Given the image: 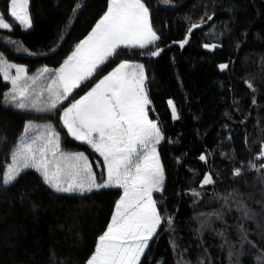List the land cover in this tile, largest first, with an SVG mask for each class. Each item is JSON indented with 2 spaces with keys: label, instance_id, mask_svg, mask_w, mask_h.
I'll list each match as a JSON object with an SVG mask.
<instances>
[{
  "label": "trees",
  "instance_id": "obj_1",
  "mask_svg": "<svg viewBox=\"0 0 264 264\" xmlns=\"http://www.w3.org/2000/svg\"><path fill=\"white\" fill-rule=\"evenodd\" d=\"M109 1L28 0L32 26L16 22L11 31L0 30V54L28 72L57 69ZM143 2L160 39L145 49L118 50L52 114L4 105L9 85L0 72V174L29 120H49L62 148L84 152L98 168L99 156L66 134L60 112L121 61L140 62L148 117L163 136L164 175L154 194L161 224L141 264H264V0ZM9 12L10 0H0L6 20ZM205 175L213 183L203 184ZM121 195V188L57 193L34 169L24 170L0 185V264H86Z\"/></svg>",
  "mask_w": 264,
  "mask_h": 264
},
{
  "label": "snow or ice",
  "instance_id": "obj_2",
  "mask_svg": "<svg viewBox=\"0 0 264 264\" xmlns=\"http://www.w3.org/2000/svg\"><path fill=\"white\" fill-rule=\"evenodd\" d=\"M27 6L28 0H10L7 20L0 14V30L11 31L16 22L25 29L30 28ZM80 6L77 4L76 8ZM159 39L151 27L149 9L143 0H110L106 13L93 31L58 70L59 75L47 89L45 101L37 97L30 104L25 103L28 89L19 84L25 78V68L9 63L3 54H0V72L4 79H11L13 94L10 99L17 108L52 114L74 90L84 86L106 62L119 55L118 50L145 49ZM185 43L187 40L180 46ZM160 51L162 49L153 51L151 55L158 56ZM219 67L224 70L227 65ZM12 68L16 75L10 77ZM145 79L142 64L121 61L83 97L70 102L60 112L59 119L66 134L89 145L103 157L106 180L97 183L84 153L67 154L61 150V134L52 124L30 142L18 145L19 150L11 153L12 162L0 174V185L8 186L24 170L31 168L57 193L84 194L109 187L123 189L111 222L98 237L94 254L87 264H141L149 241L161 224L152 193L162 191L163 186V169L155 147L163 137L146 111L150 101L144 90ZM5 99H9V94H5ZM41 103L43 106L38 107ZM169 104L173 118H178L175 105L172 101ZM31 127V122L26 124V131ZM260 155L264 156V146ZM239 174L236 170L235 175ZM202 183L211 184L213 179L205 175ZM168 223L171 224V218Z\"/></svg>",
  "mask_w": 264,
  "mask_h": 264
},
{
  "label": "rangeland",
  "instance_id": "obj_3",
  "mask_svg": "<svg viewBox=\"0 0 264 264\" xmlns=\"http://www.w3.org/2000/svg\"><path fill=\"white\" fill-rule=\"evenodd\" d=\"M27 12H28V6H27ZM92 32V31H91ZM90 35V34H89ZM88 35V36H89ZM87 36V37H88ZM86 37V38H87ZM86 38H84L83 40H85ZM82 40V41H83ZM81 43V42H80ZM80 43L78 44V46L80 45ZM77 46V47H78ZM77 47H76V49H77ZM213 48V45H209V47H208V49H212ZM76 49H75V51H76ZM155 57V56H154ZM8 61V60H7ZM9 63H11V64H15V65H17V66H22V67H24L25 68V78L23 79V80H21L20 82H19V84H20V87H27V89H28V92L26 93V95H27V100L25 101V103H31V101L33 100V99H36L37 97L39 98V100L41 101V102H43V101H45L46 99H47V97H48V92H47V89L50 87V86H52V81L56 78V76H58L59 75V71H57V69H48V71L47 72H45V71H43L45 68H41V69H37V70H35L34 72H28V70H27V68H26V66H24V65H20V64H16V63H13V62H11V61H8ZM129 63H135V64H142V63H140V62H131V61H128ZM143 65V64H142ZM61 68V67H60ZM47 69V68H46ZM114 70V69H113ZM112 70V71H113ZM111 71V72H112ZM111 72H109L107 75H109ZM1 74H2V77H3V80L6 82V83H8V85H9V87H8V89L5 91V93H4V100H3V103H4V105H6V106H10V107H12V108H15V109H19V108H17L16 106H15V102H13V101H11V99H10V97H11V95L13 94V91H12V84H11V79L9 78V79H4V76H3V73L1 72ZM16 75V70H15V68H12V69H10L9 70V76L11 77V76H15ZM107 75H105V76H107ZM144 75H145V77H146V71H145V68H144ZM104 76V77H105ZM103 77V78H104ZM103 78H101V79H103ZM146 80V79H145ZM98 83V82H97ZM94 87V86H93ZM91 90V89H90ZM89 90V91H90ZM144 90H145V81H144ZM9 94V99L8 100H6L5 99V94ZM145 93H146V90H145ZM146 95H147V93H146ZM84 96V95H83ZM83 96H81V97H83ZM80 97V98H81ZM79 98V99H80ZM148 98V97H147ZM79 99H77V100H79ZM64 102V101H63ZM149 105V104H148ZM148 105L146 106V111H147V108H148ZM43 106V103H41L40 105H38V107H42ZM19 110H21V111H26V112H33V113H37V114H44L45 112H39V111H36L35 109H31V108H26V109H19ZM29 122H31V125H32V127H31V129L30 130H28V131H26V129L24 128V130H23V133H22V136L20 137V139H19V141H18V143H17V145H16V150H19L18 148H17V146L18 145H21V144H23V143H28V142H30L31 141V139L33 138V137H35V136H37V135H39L40 133H42V132H45L46 131V129H47V126L49 125V124H51V122L49 121V120H46V121H36V120H29L26 124H28ZM26 126V125H25ZM163 137V136H162ZM161 141H162V139L160 140V142H159V144L161 143ZM159 144H156L155 145V147H156V151H157V153H158V156H159V151H158V146H159ZM61 150L62 151H68V152H72V153H78V152H75V151H69V150H65L64 148H62L61 147ZM79 153H84V152H79ZM84 155L87 157V155L84 153ZM87 159H88V163L90 164V165H92V167H93V163L89 160V158L87 157ZM103 160V157H101L100 158V160ZM99 160V161H100ZM159 161H160V158H159ZM12 162V161H11ZM10 162V163H11ZM9 163V164H10ZM161 164V163H160ZM29 169H31V168H29ZM27 170V169H26ZM5 171H6V169H5ZM97 178V177H96ZM97 183H99L98 182V180H97ZM156 193H159V192H153L152 193V198H153V200H155L154 199V194H156Z\"/></svg>",
  "mask_w": 264,
  "mask_h": 264
},
{
  "label": "crops",
  "instance_id": "obj_4",
  "mask_svg": "<svg viewBox=\"0 0 264 264\" xmlns=\"http://www.w3.org/2000/svg\"><path fill=\"white\" fill-rule=\"evenodd\" d=\"M109 3H110V1H109ZM109 7V6H108ZM101 20V19H100ZM99 20V21H100ZM98 21V22H99ZM97 22V23H98ZM19 23V22H18ZM96 23V24H97ZM96 26V25H95ZM95 26H94V28H95ZM24 28V27H23ZM93 28V29H94ZM28 29V28H27ZM93 29H92V31H93ZM91 33V32H90ZM89 33V34H90ZM78 46V45H77ZM76 46V47H77ZM76 49V48H75ZM75 52V50L67 57V59L65 60V61H67L68 60V58L73 54ZM65 61L61 64V66L60 67H62L63 65H64V63H65ZM60 67H58L57 68V71L60 69ZM86 94V93H85ZM84 94V95H85ZM75 102V101H74ZM74 102H72V103H74ZM71 137V136H70ZM77 141V140H76ZM78 142H81V141H78ZM81 143H83V142H81ZM63 152H65V153H67V154H72V152H68V151H63ZM76 152V151H75ZM79 153V152H78ZM98 156H99V158H101V156L99 155V153H97V152H95ZM101 165H103V167L101 166ZM92 166V165H91ZM97 166H98V168H94V166L92 167V171H93V173H95V175H96V179L98 180V182L100 183L101 182V179H104V180H106V178H107V169H106V165L104 164V162H103V160L101 159V162H100V164H97ZM99 176H103L102 178L101 177H99ZM109 188H115V187H109ZM103 189H106V188H103ZM93 190H97V189H93ZM99 190H101V189H99ZM65 194H69V193H65ZM122 195H123V189H122ZM121 195V196H122ZM155 201V200H154ZM114 213V212H113ZM97 243H98V241H97ZM94 254V253H93ZM92 254V255H93ZM91 255V256H92ZM90 259V258H89ZM88 259V260H89ZM87 264V263H86Z\"/></svg>",
  "mask_w": 264,
  "mask_h": 264
},
{
  "label": "water",
  "instance_id": "obj_5",
  "mask_svg": "<svg viewBox=\"0 0 264 264\" xmlns=\"http://www.w3.org/2000/svg\"><path fill=\"white\" fill-rule=\"evenodd\" d=\"M173 220H174V217L171 219V224H172ZM171 224L168 225V228H170Z\"/></svg>",
  "mask_w": 264,
  "mask_h": 264
}]
</instances>
